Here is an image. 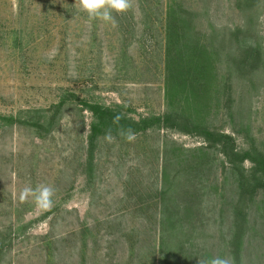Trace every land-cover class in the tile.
Here are the masks:
<instances>
[{
	"label": "rangeland",
	"instance_id": "1",
	"mask_svg": "<svg viewBox=\"0 0 264 264\" xmlns=\"http://www.w3.org/2000/svg\"><path fill=\"white\" fill-rule=\"evenodd\" d=\"M173 1L130 0L126 12L113 13L112 26L90 19L76 0H0V115L38 117L66 91L122 107L135 119L163 114L165 11ZM175 1L192 18L189 40L217 53L219 86L212 89L219 90L208 124L234 133L240 146L263 144L264 61L243 77L235 61L248 44L259 47L264 60V0ZM57 118L47 133L0 119V264H159L166 256L168 264H197L229 255L234 264H264V192L249 209L234 252L229 208L236 185L221 156L201 139L165 129L131 141L103 137L88 170L90 112L72 101ZM165 148H198L194 154L206 163L204 189L186 182L180 190L203 193L201 205L175 204L183 217L176 229L160 224L173 210L161 176ZM28 185L53 187L54 206L21 202L19 192Z\"/></svg>",
	"mask_w": 264,
	"mask_h": 264
},
{
	"label": "trees",
	"instance_id": "2",
	"mask_svg": "<svg viewBox=\"0 0 264 264\" xmlns=\"http://www.w3.org/2000/svg\"><path fill=\"white\" fill-rule=\"evenodd\" d=\"M191 22L189 11L179 1L174 0L165 11L163 70L166 110L163 114L146 115L135 119L122 107L106 106L66 91L61 93L58 101L51 104L48 109L41 110L38 117L18 119L14 116L0 115V119L6 124L18 122L29 125L38 133H47L57 123L58 114L64 105L72 101L77 103L82 110L89 111L91 116L86 137L88 170L94 165L92 162L100 138L105 137V133L109 131L117 140H125L128 129L135 133V137L155 129H165L201 139L206 149L215 150L221 156L225 173L228 175L226 177L231 178L236 185L237 195L231 200L229 208L231 215L229 242L236 252L240 250L241 240L245 235L249 209L255 204L257 195L264 192V143L257 145L253 140L247 145L240 146L234 133L208 124V117L213 108L210 104L215 94L213 91L219 90L212 89L215 82L219 86L217 66L214 64L217 53L213 54L207 46L198 41L189 40L193 36ZM263 61L260 48L248 44L236 57L235 69L240 77L249 73L254 74L260 69ZM223 85V93L227 100L225 107L230 108L233 100L229 78L224 79ZM116 116L120 117L119 121L114 119ZM198 150L197 148L188 153L182 151L177 153L173 150L168 152L165 148L163 152L165 165L161 167V176L170 187L173 210L169 217L161 220V227L169 221L174 229L177 228L183 218L181 215L178 217V210L175 207L180 201L184 202L182 208H189L192 204L201 205L203 193L192 190L189 193L183 189V193L180 191L186 182L191 187L192 185L199 187L198 191L204 189L205 179L202 173L206 163L200 156L194 154ZM169 155L171 157H167ZM168 166H173L172 172H168ZM2 247L0 244V254ZM166 257L160 260L159 264H168Z\"/></svg>",
	"mask_w": 264,
	"mask_h": 264
},
{
	"label": "clouds",
	"instance_id": "3",
	"mask_svg": "<svg viewBox=\"0 0 264 264\" xmlns=\"http://www.w3.org/2000/svg\"><path fill=\"white\" fill-rule=\"evenodd\" d=\"M76 2L79 10L87 13L90 19H99L112 26L116 25L113 13H123L131 7L130 0H76ZM114 119L119 121L120 117L116 116ZM105 138L109 141L113 139L110 131L105 133ZM134 138L135 133L128 129L126 139L131 141ZM53 196L54 188L48 185H39L35 188L28 185L19 192L21 202L31 198L35 206L41 210H50L54 206ZM197 264H234V260L230 255L216 256L211 260L198 259Z\"/></svg>",
	"mask_w": 264,
	"mask_h": 264
}]
</instances>
